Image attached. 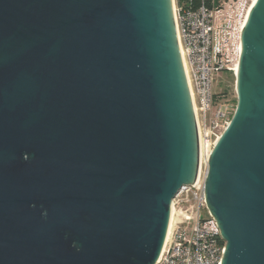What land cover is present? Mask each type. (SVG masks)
Returning <instances> with one entry per match:
<instances>
[{"label": "water", "instance_id": "1", "mask_svg": "<svg viewBox=\"0 0 264 264\" xmlns=\"http://www.w3.org/2000/svg\"><path fill=\"white\" fill-rule=\"evenodd\" d=\"M207 163L222 264H264V0ZM168 0H0V264H156L195 177Z\"/></svg>", "mask_w": 264, "mask_h": 264}, {"label": "built area", "instance_id": "2", "mask_svg": "<svg viewBox=\"0 0 264 264\" xmlns=\"http://www.w3.org/2000/svg\"><path fill=\"white\" fill-rule=\"evenodd\" d=\"M239 1L241 0L233 2ZM175 10L200 146L203 149L201 164L203 162L206 166V175L212 149L229 125L236 109L233 102L226 101L223 95H215L212 92L213 77L225 68L235 76L237 63L229 66L231 60L227 56V49L231 44V35L225 34L223 39L216 38L215 14L220 10H210L203 5L192 10H181L177 0ZM236 53L239 58L240 42ZM190 196L198 203L196 213L191 209L180 208V204L187 202ZM171 205V226L156 264H222L225 241L219 234L216 220L207 208L204 179L200 180L199 175L195 184L182 187ZM201 209L206 211V218H201ZM183 222L190 224L189 233L181 228Z\"/></svg>", "mask_w": 264, "mask_h": 264}, {"label": "rangeland", "instance_id": "3", "mask_svg": "<svg viewBox=\"0 0 264 264\" xmlns=\"http://www.w3.org/2000/svg\"><path fill=\"white\" fill-rule=\"evenodd\" d=\"M252 0H241L239 2L229 1L222 10L216 12L215 24H216V38L223 39L225 34L231 35L232 40L230 46L227 49V56L231 60L229 66L238 62L236 53V47L239 45L241 26L247 13V9ZM175 4V0H174ZM221 28V29H220ZM217 29H220L217 31ZM235 76L232 72H219L214 74L212 83V92L215 95H223V99L229 102H233L237 106V95L235 89ZM206 166L201 164L199 168L200 180L204 179ZM182 210L191 209L196 213L198 203L190 196L187 202L180 204ZM201 218H206L207 214L204 209L200 210ZM181 228L187 233L190 232V224L183 222Z\"/></svg>", "mask_w": 264, "mask_h": 264}, {"label": "bare ground", "instance_id": "4", "mask_svg": "<svg viewBox=\"0 0 264 264\" xmlns=\"http://www.w3.org/2000/svg\"><path fill=\"white\" fill-rule=\"evenodd\" d=\"M257 0H252L248 9H247V13L246 16L244 18V21L242 23L241 26V30L244 29L246 23H247V19H248V14L250 13L251 9L253 8L255 2ZM168 5H169V13H170V19H171V25H172V31H173V36H174V42H175V48H176V53H177V58H178V62L180 65V69L184 78V82L186 84V88L188 91V96H189V101H190V105H191V109H192V113H193V118H194V127H195V137H196V144H195V149H196V159H195V177L193 182H190L192 184H195L198 181L199 178V168H200V164H201V157L203 155V149L200 146V141H199V135H198V128H197V120H196V115H195V109H194V104L192 101V94H191V88L189 85V78L187 75V69H186V65H185V60H184V56H183V51H182V47H181V43H180V37H179V33H178V27H177V20H176V10H175V4H174V0H168ZM240 54H241V43H240ZM239 65V60L236 64L235 67V75L237 76V68ZM172 216H173V208L172 205L170 204V214H169V220H168V224H167V229H166V233H165V237H164V241L161 247V251L164 247L165 241L167 239V235L171 226V222H172ZM160 251V253H161Z\"/></svg>", "mask_w": 264, "mask_h": 264}, {"label": "trees", "instance_id": "5", "mask_svg": "<svg viewBox=\"0 0 264 264\" xmlns=\"http://www.w3.org/2000/svg\"><path fill=\"white\" fill-rule=\"evenodd\" d=\"M229 1L237 0H177V5L181 10H192L203 5L207 9L218 11Z\"/></svg>", "mask_w": 264, "mask_h": 264}, {"label": "flooded vegetation", "instance_id": "6", "mask_svg": "<svg viewBox=\"0 0 264 264\" xmlns=\"http://www.w3.org/2000/svg\"><path fill=\"white\" fill-rule=\"evenodd\" d=\"M222 72H229V71L227 70V68H225Z\"/></svg>", "mask_w": 264, "mask_h": 264}]
</instances>
